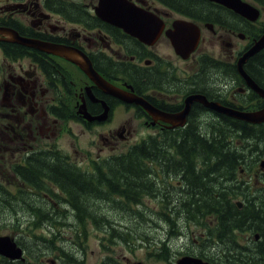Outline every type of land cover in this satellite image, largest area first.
Instances as JSON below:
<instances>
[{
	"label": "flooded vegetation",
	"instance_id": "flooded-vegetation-1",
	"mask_svg": "<svg viewBox=\"0 0 264 264\" xmlns=\"http://www.w3.org/2000/svg\"><path fill=\"white\" fill-rule=\"evenodd\" d=\"M182 1L189 6L177 7L174 0H125L138 14L148 17L152 24L148 29L157 32L155 38L144 42L97 18L94 10L98 0H0V28L75 49L89 59L102 79L126 94H133L138 101L126 104L103 93L79 68L62 58L26 50L13 59L11 50L16 45L4 41L6 37L0 35V165L7 164L5 173L15 176V171L21 169L27 174L32 170L31 163L38 160L55 162L60 170L64 164H75L74 139L67 142L71 153L64 155V161L60 153L64 138L74 136V127L81 134L88 131L101 144L90 162L89 154L82 158L90 169L92 163L108 164L110 159H124L121 153L125 145H134L129 143L134 119L153 132L149 137L154 136L157 144H178L180 138H165L166 134L173 136L174 132H182L205 115L219 120L215 113L193 103L183 125L167 122L166 117L182 113L187 98L192 95H203L210 102L241 112L262 109L264 100L239 75L237 63L252 46L254 38L264 31V3L250 0L261 13L260 20L251 23L207 0ZM70 8L80 15L70 16ZM176 20L192 23L200 31L197 51L186 58L175 53L166 34ZM220 47L228 50L224 57L208 51ZM256 61L247 60L244 71L248 67L247 71L253 72ZM136 77L146 78L147 82L137 85ZM87 91L93 99H89ZM82 105L89 119L80 112ZM105 111V119H101ZM120 111L125 114L119 115ZM128 114L132 116L127 117ZM78 172L95 183L99 178L93 176L96 172ZM103 174L108 175L109 171ZM147 175L145 184L149 182L157 188L158 182L151 181L153 173ZM156 176L159 180L166 179L164 190L183 189L184 173L175 172L173 166L168 171L156 170ZM74 177L78 179L76 174ZM39 187L44 192L46 205L74 210L53 179L43 180ZM122 194L120 188H109L106 195L113 196L114 201H109V205L114 204L116 208L126 205ZM143 194L159 198L158 194ZM34 196L39 197V193ZM117 199L122 203L116 202ZM112 264L133 262L123 259Z\"/></svg>",
	"mask_w": 264,
	"mask_h": 264
},
{
	"label": "trees",
	"instance_id": "trees-1",
	"mask_svg": "<svg viewBox=\"0 0 264 264\" xmlns=\"http://www.w3.org/2000/svg\"><path fill=\"white\" fill-rule=\"evenodd\" d=\"M174 1L177 7L187 4L182 0ZM257 1L264 3V0ZM191 7L193 8L192 5ZM69 15L77 18L80 14L79 12L74 14V9L70 8ZM26 50L23 47L13 46L11 57L15 59L21 56L19 52ZM204 59L212 61L207 57ZM251 59L257 60L254 63V71L248 72V67L245 70L255 83L264 89V50ZM139 78H135L137 85L147 82L146 78ZM218 118V121L203 123L202 126L191 123L184 131L174 132L173 136L166 134L165 138H180L178 144L160 145L155 140H151L150 144L142 142L131 147L124 159L116 160L108 165V175L103 173L97 175L99 178L96 183L67 165H63L61 170L58 168L56 171L51 167L53 164L45 160L31 163L32 170L27 174L22 170L19 172V177L37 190H40V183L47 178L59 184L70 201L68 203L74 206V220L77 221L76 230L78 231L75 239H77L85 225L84 219L89 215H96L95 212L91 213L92 207L95 210L97 208L94 201L98 202L103 200L104 196L106 197V194L100 193L101 188H120L128 204L136 202L137 197H140L142 193L158 191V188H154V185L149 182L145 184L147 174L153 172L151 168H146L147 165L157 164L165 171L173 166L175 172L184 173L185 189L170 194V199L165 202V205L171 206V213L174 212L171 222H204L207 231L209 230L208 222H216L210 227V235L204 241L207 246L206 251L202 252L198 249L196 251L198 256L212 264H264V241L250 247L242 245L238 239V234H258L259 240H264V175L257 176L251 172L252 162H256L259 157H264V126H249L224 116ZM74 174L78 177L77 180ZM210 174L215 178H210L206 182L207 188L202 193H196L202 186L191 188L190 180L197 176L206 179ZM239 197L243 200L240 201ZM10 199V195L0 184V206L8 209L7 207L11 205ZM237 201L242 203L241 208L236 206ZM24 205L26 208L29 207L28 213H31L30 218L33 219L28 222L21 237L24 235L23 238L30 241L33 247H37L38 250L43 248L42 251H46V254L56 253L62 264H74V251L61 247L57 241V233L67 224L49 222L50 217L42 211L41 207V211L33 207L32 202L25 201ZM14 211L17 212L13 210L11 213ZM2 212L7 213V210ZM18 212L26 211L18 210ZM131 213L136 215L138 212L131 210ZM126 214L128 215L127 210ZM47 224L49 226H46ZM107 227L112 226L109 224ZM37 230H41V234L36 233ZM44 231L48 232V236L44 235ZM133 234L135 233L127 231L120 237V241L126 248L129 251L135 250L136 247L133 245L136 242V245L149 250L147 240L140 243V239ZM110 239L114 244V238L110 237ZM17 241L21 244L20 239ZM198 243L201 244V242ZM162 249L167 250L166 247ZM209 251L212 253L210 254ZM153 253L156 252L153 251ZM215 254L218 255L215 256ZM155 257L159 259L157 258L159 256ZM163 260L166 259L163 257ZM0 264L19 263L1 259Z\"/></svg>",
	"mask_w": 264,
	"mask_h": 264
},
{
	"label": "rangeland",
	"instance_id": "rangeland-1",
	"mask_svg": "<svg viewBox=\"0 0 264 264\" xmlns=\"http://www.w3.org/2000/svg\"><path fill=\"white\" fill-rule=\"evenodd\" d=\"M245 1L254 5L252 2H250V0ZM202 50H204L203 46ZM208 51H213L216 54H221L223 57L228 53V50L225 47H220L219 49H209ZM124 114L125 113L123 111L119 112V115ZM131 116V114L127 115V117ZM211 121L215 122L210 116L205 115L204 118L201 117L199 121L197 120V123L198 125L202 126L203 123L209 124ZM132 128L133 137L129 143H134L139 139L153 133L142 127L135 119L132 121ZM73 132L74 136L69 135L64 138L62 143V150L60 152H70L67 142H71L74 139V151H76V153L74 152V160L77 161L75 162V165L78 166L81 170H84L85 174H88L87 172H96L93 174V176L100 174V166H98L100 170L95 168L90 169L88 168L87 163L83 161L84 159L82 158L84 157V154H89L88 156L90 162V160L94 159L98 154L97 150L98 147H101V144L98 143L99 141L95 138L94 135L88 134V131H82L83 134H81L80 129L74 127ZM94 140L97 141L96 144L94 143ZM127 146L128 145H125V148ZM261 160H264V157H259L256 162H252L253 167L251 172L253 173V175H264V171L259 168ZM50 163L53 164V166L51 167L56 169L57 171L56 163L49 162V164ZM146 168L152 169L153 175L151 181H157L159 184L157 188L162 192V190L167 187V184L166 179L159 180L156 176V170H160L159 167L156 165H147ZM102 171L104 173L106 170L102 169ZM5 172H8L7 164L3 166L0 165L1 180L6 185L7 182L13 183L14 176H11L10 174ZM160 177L162 178L161 175ZM198 177L199 176H197L196 178L194 177L193 180H190L191 188L192 186H202L201 189H199V191L197 190L196 193H202L204 189L207 188L206 182L210 178H215L214 175L211 174L206 179L204 177ZM175 183L176 182L174 181V184ZM7 187L9 189L12 188L8 185ZM38 193L39 197L30 196L23 197L21 199L25 200L26 202H32V206L38 208L39 210L41 207L42 211L50 217L49 222H62L67 224L65 228H60L59 233H57V241L59 242V245L61 247L70 250L72 249L73 251H75L76 257L81 260L83 264H98V262L106 255H109L110 258H117L116 261H121L123 259L131 260L133 264L135 262H142L144 264H175L178 258L186 254H191V252L194 251V247H192L191 241L199 240L203 238L204 235L210 234L211 232L210 226H208V231H203V228L201 226H195L196 222H165L164 220L166 218L167 211L171 207L165 205L161 206L159 204L160 198L156 196L153 198L145 197L141 199L140 203L136 205L135 211H137L138 213L135 215L134 213H131V211H128L127 215L126 210L120 207L116 208V205L114 204L109 205V201L114 202L112 199L113 196L110 195L108 198L104 196V199L98 202L94 201L97 206L96 210L92 207L91 213H96V215L94 214V216L97 218V222L100 223L101 228H99V230L94 229L93 222H88V225L85 227L81 235L77 239H75L74 236L76 229L74 228V223L76 222H74V210H72L71 208H67V210H64L62 208L58 209V207L46 205L45 202H43L45 201V196L43 195L44 192L38 191ZM100 193H102V195H105L108 193V190L106 188H101ZM42 197H44V199ZM239 200L242 201L243 199L239 197ZM116 202L122 203L119 199H117ZM9 203H11V205L7 207L8 209L0 206V235H7L12 236L16 239H20L21 246L27 249V259L19 264H58L55 262L56 253L46 254V251H42L44 250L43 248H41V250H38L37 247H33V244L30 241L23 238L24 235L21 237L23 233L22 231L25 230L28 222L33 219L30 218L31 213H28V211H30L28 209L29 207L26 208V206L22 204V202L14 200H11ZM6 210L7 213L2 212ZM10 210H17V212L18 210H23L26 212L17 213L16 211H14L13 213H11ZM126 216L131 218H128ZM101 222H103V224H101ZM135 222L137 223L135 224ZM109 224L112 227H107V225ZM46 226L49 225L47 224ZM127 231L135 233L133 234V236L140 239V243L141 241L148 240L151 243V248H153L154 250L155 248H160L162 244H167L166 246H168V250L164 251L161 248L156 255L159 256L157 258L162 261H159L154 256L150 257L148 260L147 251L146 249L140 247L141 245H137V248L135 250L129 251L124 244L120 243V237ZM36 233L41 234V230H37ZM44 235L48 236V232L44 231ZM103 235H105V237H103ZM110 237L114 238V244L111 242ZM248 237L249 238L244 240L243 243L248 242L247 246L250 247L255 246L257 242L261 243L264 241L263 239L255 241L252 234H250ZM102 243L104 244L103 246L101 245ZM212 251H216V249H212ZM168 255L170 256L169 260ZM163 257L168 261H163ZM1 259L2 258H0V262ZM102 263L103 261L101 262V264Z\"/></svg>",
	"mask_w": 264,
	"mask_h": 264
},
{
	"label": "water",
	"instance_id": "water-1",
	"mask_svg": "<svg viewBox=\"0 0 264 264\" xmlns=\"http://www.w3.org/2000/svg\"><path fill=\"white\" fill-rule=\"evenodd\" d=\"M210 2L218 3L225 8L233 11L239 16L249 20L256 21L259 17V11L242 0H208ZM95 12L99 19L109 23L115 27L122 29L126 34L142 40L147 41L148 38H155L157 32H152L147 29L152 26L148 17L137 13V9L131 7L124 0H98V5L95 8ZM161 28V25H158ZM0 34L10 37L9 42L20 45L25 48L33 49L36 51L44 52L47 54L64 57L76 65L102 92L125 103L137 104V99L131 95L124 94L122 91L108 84L101 77H99L92 68L90 61L86 56L78 53L77 51H68L66 48L42 42L36 39H27L20 37L15 31L11 29H0ZM174 51L182 58L188 57L193 53L199 42V30L196 26L183 22L175 21L172 24V30L167 31ZM264 49V34L254 43V45L242 55L237 63V69L240 76L246 81L248 87H250L257 95L264 99V90L260 89L253 80H251L243 70V65L252 56L256 55ZM70 54H74V59L70 57ZM75 55H79L81 59H77ZM88 93V97L92 99V95ZM199 103L206 109L213 111L219 115H223L232 119L244 121L250 124H262L264 123V108L251 112L242 113L232 110L230 108L223 107L218 103L209 102L201 95H192L187 98L186 105L182 113L177 116L166 117V121L174 124L176 121L179 125L184 124L186 115L188 114L190 107L193 103ZM83 106L81 109L83 110ZM86 118L88 116L81 111ZM105 113L102 119L105 118ZM260 168L264 170V161L260 163ZM238 207H241L240 203H237ZM257 239V237H256ZM23 251L16 245L13 238L9 236H0V257L8 259L10 261L23 260ZM177 264H207L203 263L199 259L192 257H183L177 261Z\"/></svg>",
	"mask_w": 264,
	"mask_h": 264
}]
</instances>
